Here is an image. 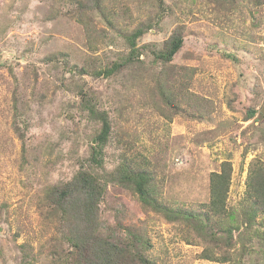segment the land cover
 <instances>
[{
    "label": "rangeland",
    "instance_id": "374dc122",
    "mask_svg": "<svg viewBox=\"0 0 264 264\" xmlns=\"http://www.w3.org/2000/svg\"><path fill=\"white\" fill-rule=\"evenodd\" d=\"M262 109L264 0H0V264L89 263L77 235L93 227L56 201L79 173L103 191L95 236L127 264H264V210L247 191L264 167ZM121 174L143 175L164 210Z\"/></svg>",
    "mask_w": 264,
    "mask_h": 264
},
{
    "label": "trees",
    "instance_id": "16d2710c",
    "mask_svg": "<svg viewBox=\"0 0 264 264\" xmlns=\"http://www.w3.org/2000/svg\"><path fill=\"white\" fill-rule=\"evenodd\" d=\"M143 34V30L138 29L128 37V47L131 50L135 49V40ZM183 44V37L180 33H174L165 42L162 51H160L158 58L164 62L171 61L174 56L181 49ZM112 71H106V75ZM253 112L249 114V118H252ZM102 133L99 140L103 142L106 135L109 133V124L106 119H102ZM99 164V163H98ZM100 165V164H99ZM230 181V170L221 169L220 172L212 173L210 178V200L208 204V213L219 215L223 211L225 205L226 194L228 191V185ZM119 183L122 185L133 186L139 199L147 206L157 211H163V207L158 205L156 201L151 200L145 189V178L143 175L132 176L130 174H121ZM248 195L251 201V206H255L257 210H264V167L255 165L251 167L248 181ZM62 201L57 199V204L61 211H66L68 204L71 202L72 206H78V211L75 210L82 222L86 223L92 230L91 236H87L86 233L80 234L78 232L77 242L79 243L78 249H84L87 247L92 251L91 259L88 264H127L125 251L117 244L105 240L102 241L99 237H96V219L98 203L103 195V191L98 185L97 181L87 173H79L64 189L62 192ZM71 207H69L70 209ZM68 209V210H69ZM196 215V213L189 212L185 214L186 220H189L186 216ZM179 218V217H177ZM91 237V238H87ZM137 264H153L151 261L144 257H136Z\"/></svg>",
    "mask_w": 264,
    "mask_h": 264
},
{
    "label": "water",
    "instance_id": "95a60500",
    "mask_svg": "<svg viewBox=\"0 0 264 264\" xmlns=\"http://www.w3.org/2000/svg\"><path fill=\"white\" fill-rule=\"evenodd\" d=\"M262 113H264V109H262Z\"/></svg>",
    "mask_w": 264,
    "mask_h": 264
}]
</instances>
